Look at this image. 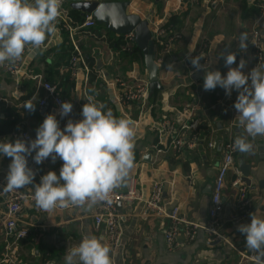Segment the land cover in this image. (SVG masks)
<instances>
[{"label": "crops", "instance_id": "obj_1", "mask_svg": "<svg viewBox=\"0 0 264 264\" xmlns=\"http://www.w3.org/2000/svg\"><path fill=\"white\" fill-rule=\"evenodd\" d=\"M61 7L72 28L87 15L81 16L64 3ZM127 11L147 19L151 29L163 27L166 34L163 40L174 33L179 35L171 42L168 53L153 38L159 87L152 95L143 53L133 36L116 35L97 21L94 27L70 32L57 20L58 31L47 37L41 53L33 55L29 51L22 57L16 77L9 73L8 63L0 65V141L23 139V133L34 140L36 129L48 114H55L61 130L65 128L68 119L60 118L52 100L45 106L40 105V100L47 95L44 83L55 85L63 102L75 104L74 122L82 119V106L88 102V96L102 104L104 111L111 110L117 118L130 117L135 122L134 167L125 185L115 190L125 192L133 188L139 197L116 206L119 244L110 245L104 223L97 226L94 222L93 208L86 211L70 206L44 211L36 207L33 185L40 183L41 177L50 170L59 176L63 161L57 159L52 163L49 158L38 165L33 160L35 152L28 156L31 160L28 166H34L33 185L16 189L26 195L21 201L17 227L26 229L28 235L19 240L7 238L3 218L8 192L4 187L11 159L0 156V264L10 261L65 264L68 250L78 245L85 235L103 237L111 249L113 264H264V258L258 259L257 253L245 246V236L237 231L240 222H251L250 214L264 219V137H248L253 152L235 150L233 154L222 195V223L218 228L222 238L214 239L205 231L210 219L213 182L225 156V145L246 133L235 124L238 91L233 89L231 96L220 87L205 91L204 71H194L185 59L187 54L202 48L204 66L226 75L228 68L221 53L231 51L237 57L232 67H237L243 58L247 61L243 72L248 74L255 68L250 42L252 29H259L264 43V0H199L193 4L184 0H130ZM241 32L248 35L246 51L238 47ZM73 41L85 65L72 70L69 61L74 53ZM88 56L94 59V69L86 63ZM169 63L174 65L169 68ZM117 79L146 84L147 96L123 104ZM27 102L35 105L34 112L24 107ZM165 121L180 130L192 146L180 153L172 151L170 138L162 128ZM188 124L193 126L185 128ZM243 169L248 172V184L242 178ZM156 180L164 186L159 210L148 206ZM238 184L246 187L249 214L232 224L229 219L239 194ZM175 207L184 222L179 224L176 246L169 248L165 232L171 221L166 213ZM191 230H194L192 239L189 238ZM250 254L254 259L246 258Z\"/></svg>", "mask_w": 264, "mask_h": 264}, {"label": "clouds", "instance_id": "obj_2", "mask_svg": "<svg viewBox=\"0 0 264 264\" xmlns=\"http://www.w3.org/2000/svg\"><path fill=\"white\" fill-rule=\"evenodd\" d=\"M62 0H0V65L15 64L25 51L33 55L41 53L48 36L58 31L56 23L60 16ZM248 35L241 32L238 47L246 51ZM227 74L209 70L201 60L202 56H185L194 71H204L203 89L215 90L220 87L227 96L232 90L239 95L234 104L238 124L246 135H238L234 149L240 153L253 152L248 140L264 137V65H257L248 74L243 72L247 61L240 59L237 67L236 53H221ZM174 63H169L171 68ZM250 81V83H249ZM82 106V119L68 120L61 130L55 114H48L36 129V138L15 141H0V156L11 159L4 191H13L33 185L35 172L28 166L27 157L33 152L36 164L51 159L63 161L59 176L48 171L34 186V201L37 208L53 211L70 206L90 210L99 202L108 200L109 194L125 185L134 167L135 122L130 117L114 116L111 110L88 96ZM24 107L30 112L35 105L27 102ZM73 109L71 102H62L61 117L68 116ZM63 181V183L61 182ZM251 215V222L237 226L245 236V246L264 258V219ZM65 264H113L110 247L103 237L85 235L80 243L70 248Z\"/></svg>", "mask_w": 264, "mask_h": 264}, {"label": "built area", "instance_id": "obj_3", "mask_svg": "<svg viewBox=\"0 0 264 264\" xmlns=\"http://www.w3.org/2000/svg\"><path fill=\"white\" fill-rule=\"evenodd\" d=\"M188 3H198L199 0H184ZM62 6V3H61ZM66 19V11L60 7V16L58 17V20H61L63 22L62 27H65L70 32H73L76 29H88L91 27H94L96 24L95 19L90 14L85 15V19L82 23H80L75 28H72L70 24L67 22ZM165 29L162 28H155L153 37L155 36V41L159 45L163 47V50L168 53L170 50V44L172 41H174L176 38L179 37L178 34L174 33L173 35L169 36L166 40H163V37L165 36ZM128 37L132 38V34H127ZM162 37V39H160ZM250 42L252 46V58L255 62L254 67L257 65H261L262 59L264 57V43L263 39L261 37L259 29H252L250 32ZM74 47V53L70 57V67L73 70L76 68V66L80 64H84L83 56L78 48V45L76 42H72ZM29 50H26L24 55L25 56ZM204 50L198 49L191 55L193 56H202L203 59L201 60V63L205 65V59H204ZM22 60V59H21ZM21 60L17 61L15 64H7L8 71L11 75L17 76L18 72L20 71L21 67ZM156 61V59H155ZM85 65V64H84ZM188 66H191L190 62L188 61ZM120 87L121 92L119 95V99L123 104L133 102V101H139L143 98H145L148 94V87L146 84L142 83H134L130 84L127 81H123L121 79H117ZM44 90L47 92V95L40 100V105L45 106L48 104V100H52V102L57 107V114H59L60 106L63 102L62 98L57 93V88L55 85L51 83H44L43 84ZM235 114H238L237 111H235ZM193 124L184 125V127H192ZM163 130L170 138L169 148L172 149V151L180 153L185 147L192 146L191 143H188L186 141L185 137L182 135L180 130L178 131L176 128H174V125L169 122L165 121L162 125ZM22 138L25 140H28L30 136L26 133L22 134ZM234 142H229L225 145V156L221 163L218 166V170L213 182L212 191H211V198H210V208H209V224L207 227H205V231L208 232L209 235L213 236L214 239H220L222 236L218 233V228L221 225L220 220V212L222 210V195L223 190L227 178V173L232 167L233 164V154L235 152V149L233 147ZM28 162H31L29 157H27ZM30 168L34 170L33 165H29ZM240 185H242L240 187ZM239 187V194L237 197V201L235 204V208L232 214H230V222L232 224H236L240 222L242 219L246 218L249 214L248 204L249 199L246 195L245 186L243 184H238ZM163 183L161 181H154L152 184L151 189V195L150 199L148 201V206L152 208H157L158 210V203L161 201L162 195H163ZM26 195L18 192L17 190L8 191V198L5 201V216L3 218V226H4V234L7 238H11L14 240H19L21 238H24L28 235V232L26 229H20L17 227V217L19 212L21 211V201ZM138 193L133 189L129 188L125 192H118L117 190H113L108 197V200L99 202L95 206H93V216H94V222L97 226H99L101 223H104L106 228V236L109 240L110 245L113 247H116L119 244V229H118V214L116 206L119 202H128L133 199L138 198ZM168 218L170 219V226L165 232V240L166 244L169 248H174L176 246L175 242V236L179 229V224L184 222L182 218L178 215V208H173L170 212L166 213ZM194 236V230H191L189 232V238L192 239ZM249 256V257H248ZM247 259H254L253 255H247ZM8 264H14L12 261H10Z\"/></svg>", "mask_w": 264, "mask_h": 264}, {"label": "water", "instance_id": "obj_4", "mask_svg": "<svg viewBox=\"0 0 264 264\" xmlns=\"http://www.w3.org/2000/svg\"><path fill=\"white\" fill-rule=\"evenodd\" d=\"M62 3L67 4L73 10L79 11L81 16L90 14L98 24L104 25L106 29L116 35L131 33L133 41L143 53L144 64L148 73L149 94L152 95L158 89V65L155 61V49L152 39L155 28L151 29L149 27L147 19H142L137 13L127 11L130 0H62ZM72 104V112L68 116H60L61 119L73 120L75 118V104ZM235 124H238V122L235 121ZM241 172L243 180L248 184V172L244 169ZM118 205H120V202ZM244 222L242 221L240 224Z\"/></svg>", "mask_w": 264, "mask_h": 264}, {"label": "trees", "instance_id": "obj_5", "mask_svg": "<svg viewBox=\"0 0 264 264\" xmlns=\"http://www.w3.org/2000/svg\"><path fill=\"white\" fill-rule=\"evenodd\" d=\"M93 57H91V56H88L87 58H86V63H87V65L89 66V68H91V69H94V63H93ZM94 77V75L93 76H91L90 78H93Z\"/></svg>", "mask_w": 264, "mask_h": 264}]
</instances>
